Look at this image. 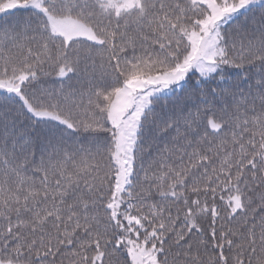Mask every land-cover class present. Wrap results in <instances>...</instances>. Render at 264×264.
Instances as JSON below:
<instances>
[{"label":"snow or ice","instance_id":"snow-or-ice-1","mask_svg":"<svg viewBox=\"0 0 264 264\" xmlns=\"http://www.w3.org/2000/svg\"><path fill=\"white\" fill-rule=\"evenodd\" d=\"M0 264H264V0H0Z\"/></svg>","mask_w":264,"mask_h":264}]
</instances>
